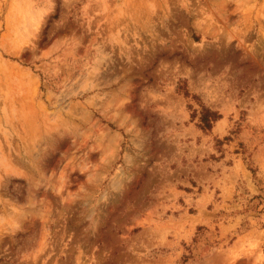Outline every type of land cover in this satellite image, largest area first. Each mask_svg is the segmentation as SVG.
Masks as SVG:
<instances>
[{"label": "rangeland", "instance_id": "374dc122", "mask_svg": "<svg viewBox=\"0 0 264 264\" xmlns=\"http://www.w3.org/2000/svg\"><path fill=\"white\" fill-rule=\"evenodd\" d=\"M0 264H264V0H0Z\"/></svg>", "mask_w": 264, "mask_h": 264}, {"label": "trees", "instance_id": "16d2710c", "mask_svg": "<svg viewBox=\"0 0 264 264\" xmlns=\"http://www.w3.org/2000/svg\"><path fill=\"white\" fill-rule=\"evenodd\" d=\"M200 114L201 126L204 129H210L213 122L220 118V114L217 111H213L207 107H204Z\"/></svg>", "mask_w": 264, "mask_h": 264}]
</instances>
